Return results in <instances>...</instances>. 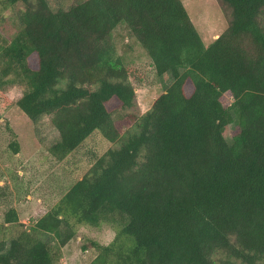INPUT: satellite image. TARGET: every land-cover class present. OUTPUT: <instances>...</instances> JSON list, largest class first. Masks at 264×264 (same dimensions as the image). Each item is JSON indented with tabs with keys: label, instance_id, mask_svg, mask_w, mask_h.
Returning a JSON list of instances; mask_svg holds the SVG:
<instances>
[{
	"label": "trees",
	"instance_id": "trees-1",
	"mask_svg": "<svg viewBox=\"0 0 264 264\" xmlns=\"http://www.w3.org/2000/svg\"><path fill=\"white\" fill-rule=\"evenodd\" d=\"M228 28L206 46L182 0H52L21 5V29L0 43V98L32 123L51 116L66 160L95 132L120 140L109 104L135 106L114 31L126 26L157 76L173 83L119 148L91 168L29 229L10 209L0 264H56L80 227L112 226L89 264H264V0H218ZM220 5V6H221ZM221 8L223 9V7ZM0 99V116L13 103ZM232 126L231 140L226 138ZM10 148L19 153L17 141ZM6 233V232H5ZM4 233V234H5Z\"/></svg>",
	"mask_w": 264,
	"mask_h": 264
},
{
	"label": "rangeland",
	"instance_id": "rangeland-1",
	"mask_svg": "<svg viewBox=\"0 0 264 264\" xmlns=\"http://www.w3.org/2000/svg\"><path fill=\"white\" fill-rule=\"evenodd\" d=\"M83 0H52V6L62 4L68 9ZM192 22L197 27L206 46L216 40L229 25L228 11L218 0H182ZM18 5L1 12L0 43L10 42L21 29ZM114 42L118 54L125 64L135 68L140 81H132L136 92L135 106L122 109L116 102L109 104L120 140L108 142L100 132H95L79 149L64 161H57L49 152L59 140V133L52 125V117H42L37 123L30 122L20 111L16 102L21 98V87L3 89L4 98L13 105L0 116V224L6 213L15 209L20 223L29 229L52 209L65 193L91 168L94 155H105L110 149L119 148L130 135L138 132L140 119L151 110L154 102L173 83L169 75L157 76L151 60L138 43L130 37L126 26L114 31ZM233 127L226 131V138L232 139ZM19 143L20 151L15 153L10 145ZM15 229L4 230L0 239L7 241ZM6 232V233H5ZM5 233V234H4ZM115 229L102 224L98 228L80 227L77 236L62 249V256L56 264H89L97 255L92 248L94 242L110 244L115 238Z\"/></svg>",
	"mask_w": 264,
	"mask_h": 264
}]
</instances>
